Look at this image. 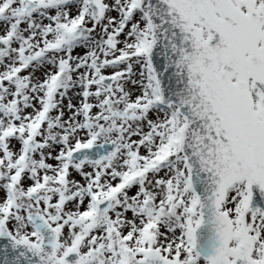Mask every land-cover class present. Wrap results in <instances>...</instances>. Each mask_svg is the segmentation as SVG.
<instances>
[{
  "label": "snow or ice",
  "instance_id": "obj_1",
  "mask_svg": "<svg viewBox=\"0 0 264 264\" xmlns=\"http://www.w3.org/2000/svg\"><path fill=\"white\" fill-rule=\"evenodd\" d=\"M0 264H264V0H0Z\"/></svg>",
  "mask_w": 264,
  "mask_h": 264
}]
</instances>
